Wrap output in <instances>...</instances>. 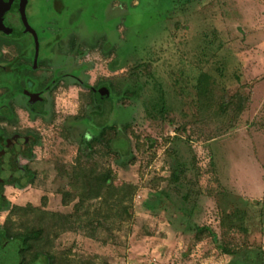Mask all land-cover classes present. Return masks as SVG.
Instances as JSON below:
<instances>
[{
  "label": "rangeland",
  "instance_id": "1",
  "mask_svg": "<svg viewBox=\"0 0 264 264\" xmlns=\"http://www.w3.org/2000/svg\"><path fill=\"white\" fill-rule=\"evenodd\" d=\"M58 3L59 16L45 11L38 24L60 36L44 77L59 67L115 97L87 123L91 91L66 77L47 116L21 111L9 124L38 137L33 157L19 158L33 181L7 184L0 210V228L42 232L25 264L39 250L52 264H264V0ZM99 125L116 138L86 157L82 137ZM81 169L108 174L103 195L122 203L98 214L101 198L85 191L67 221ZM20 247L0 243V264H19Z\"/></svg>",
  "mask_w": 264,
  "mask_h": 264
},
{
  "label": "flooded vegetation",
  "instance_id": "2",
  "mask_svg": "<svg viewBox=\"0 0 264 264\" xmlns=\"http://www.w3.org/2000/svg\"><path fill=\"white\" fill-rule=\"evenodd\" d=\"M58 2L37 0L39 11L34 15L39 20L35 23L29 11L35 0H0V190L6 201L5 186L23 184L24 171L31 170L27 164L19 162V158H30L25 146L34 138L38 140L35 132H23L17 126L12 127V131L9 124L19 122L21 111L31 117L47 116L53 94L66 77L84 84L78 74H62L59 67L52 69V77H44L50 73L51 64L57 61L56 56H61L56 50L60 36L41 32L38 24L45 11H54L59 16V11L53 9ZM24 17L28 26L24 24ZM3 46L12 47V50H3Z\"/></svg>",
  "mask_w": 264,
  "mask_h": 264
},
{
  "label": "trees",
  "instance_id": "3",
  "mask_svg": "<svg viewBox=\"0 0 264 264\" xmlns=\"http://www.w3.org/2000/svg\"><path fill=\"white\" fill-rule=\"evenodd\" d=\"M115 67V64L112 66ZM202 83V81H201ZM84 85L90 89L92 97H93V102L96 103L97 108L95 109H91L87 114V123H94L93 118L96 115H104L105 113V107L104 105V99L105 98H114V89L113 86L110 84H103L101 86H90L89 84L84 83ZM103 87V88H102ZM105 89L107 90V92H105ZM97 92V93H96ZM115 101V100H114ZM112 109H114V105L112 106ZM95 128H97L96 130H94L92 133H90L89 131L83 135L82 140H81V153H83L84 156L86 157H92L94 155V153H92L93 149H94V145L96 143H101L106 141L108 147L111 148V143L112 141L116 138V137H112L109 139H105L106 133L109 129V126L107 125H99L98 127L95 126ZM117 131V130H116ZM118 133V131L116 132ZM37 138L32 139L31 143L29 145H26V152L30 158L33 157V147L34 145L37 144ZM128 156H133V153L130 151V154ZM127 156V157H128ZM120 157H123L120 155ZM25 173V181L24 183L27 184L29 182H32L34 179L35 174L30 170V169H26V171H24ZM91 174V173H90ZM90 174H86L85 170L82 171H76L75 175H77V182L74 184L73 188L74 191L71 193H68L65 198L63 199L64 204H70L73 201H75L77 198H79V201L75 204V212L73 214L67 215L66 220L67 221H76L78 220V218H76V220H74L75 218H73L72 216L77 214L84 208V204H85V191L88 192L87 194V199H100L101 198V202H100V207L97 210H94L93 212H98L101 213L102 212V207L103 206H107L109 210H114V208H117L122 202L121 198H119V195L116 197L118 198H114V197H104V191H105V186L108 184V182L110 181V176L108 174H99L94 176V178L91 177ZM21 177V176H20ZM79 180V181H78ZM24 183L20 184L19 186L24 185ZM123 188H115L114 191H112L113 195L114 194H121L122 193ZM121 196V195H120ZM8 201H6L5 204H0V210L7 208ZM87 214H89V210L87 209L86 211ZM90 215V214H89ZM76 216V215H75ZM96 216L94 215V218ZM73 218V219H71ZM89 220H93V213L92 216L90 218H88ZM201 229V228H200ZM42 236V232L40 230H32V231H28L25 233H12L11 229L7 228L6 226H2L0 228V243H4V242H11L14 240H19L21 242V247L19 249V253H20V257H21V261L19 264H25V255H26V251H28L30 245H31V240H37L40 239ZM45 255V256H43ZM53 256L48 255L47 252H44L42 250H39L34 258L29 262V264H52V259Z\"/></svg>",
  "mask_w": 264,
  "mask_h": 264
},
{
  "label": "water",
  "instance_id": "4",
  "mask_svg": "<svg viewBox=\"0 0 264 264\" xmlns=\"http://www.w3.org/2000/svg\"><path fill=\"white\" fill-rule=\"evenodd\" d=\"M23 21H24L25 26H28L29 25L27 18L24 17L23 18ZM0 202L2 204H5L6 203V199L4 198L3 193H2V189L0 190Z\"/></svg>",
  "mask_w": 264,
  "mask_h": 264
}]
</instances>
